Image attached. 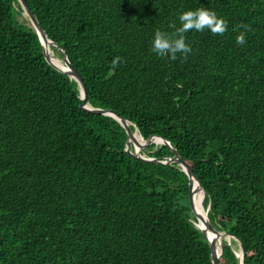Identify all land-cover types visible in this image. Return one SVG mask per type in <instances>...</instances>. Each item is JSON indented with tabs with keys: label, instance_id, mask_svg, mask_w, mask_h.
<instances>
[{
	"label": "trees",
	"instance_id": "16d2710c",
	"mask_svg": "<svg viewBox=\"0 0 264 264\" xmlns=\"http://www.w3.org/2000/svg\"><path fill=\"white\" fill-rule=\"evenodd\" d=\"M26 3L88 102L168 140L212 226L240 240L243 264H264V0ZM201 7L227 22L224 34L186 33V58L153 53L156 31L171 35L182 11ZM20 12L0 0V264H212L187 174L127 153L125 129L80 107L77 83L45 60ZM141 152L172 155L167 144ZM234 251L223 240L219 264H238Z\"/></svg>",
	"mask_w": 264,
	"mask_h": 264
},
{
	"label": "water",
	"instance_id": "95a60500",
	"mask_svg": "<svg viewBox=\"0 0 264 264\" xmlns=\"http://www.w3.org/2000/svg\"><path fill=\"white\" fill-rule=\"evenodd\" d=\"M17 1L20 5L21 12H23V14H25L28 17L29 24L33 27V29L35 30V32L37 33L39 37L45 60L55 69L66 74L70 79L74 80L77 83V86L79 89V96H80V99L82 100L80 107L86 111L104 114V115H108V116L115 118L121 124V126L125 129V132L127 134V139L125 142L124 149L131 156L141 159L143 161L160 162V163H165V164L175 163L177 164V166L180 167L181 170H183L187 174L188 186H189L188 194H189V200H190V205H191V211L196 219V221H194V225L197 227L196 222L198 221L202 223V226L200 228L198 227L197 228L202 232V234L205 236L209 244L212 264H219V257L222 253V241L225 240L229 244V241L231 238L235 239L239 245V250L234 251L237 257V263L243 264L244 255H243V247H242L240 240L234 235L226 231L217 230L216 228H214V226H212L207 216V211H208L209 206H207V208H204L203 204L201 203L196 204L195 194L197 190L201 189L204 195H205V191L202 188L200 181L198 180V178L196 177V175L194 174L190 166L187 164L185 159L178 152V150L175 147H173L168 140H166L165 138L159 135H153L148 139H144L142 135L140 134L137 126L130 120L118 114L116 111L109 109V108L93 107L88 102V94H87L88 90H87L86 83L81 73L78 71V69L70 62L64 49L60 47L57 43L52 41L46 35L43 28L40 26L35 14L27 5L26 0H17ZM48 45L49 46L52 45L58 50L59 55H60L59 59L63 61V63L61 64L62 65L61 67L56 65L52 61L51 56L46 52V47ZM131 125L134 127V130H132ZM135 130L139 132V135L142 141H138L134 137ZM156 140H159L158 143L156 142ZM150 143H154L156 145L157 144H167L171 149L172 155L168 156L165 159H159L156 157L145 155L144 153L141 152V149ZM131 145L133 146V150H131L130 148ZM194 182H196L197 186H194ZM199 206L202 208L204 212H202ZM208 232L210 233V235H208Z\"/></svg>",
	"mask_w": 264,
	"mask_h": 264
},
{
	"label": "clouds",
	"instance_id": "9594fccd",
	"mask_svg": "<svg viewBox=\"0 0 264 264\" xmlns=\"http://www.w3.org/2000/svg\"><path fill=\"white\" fill-rule=\"evenodd\" d=\"M179 26L175 28L171 35L156 31L153 35L151 48L154 54L159 57H168L172 60L177 58L178 54L185 58L192 53V47L186 42L185 34L190 31L203 32L210 31L213 34H224L227 31V22L214 10L208 8L188 9L178 15ZM238 44L245 43L243 34L237 37ZM120 62L119 58L113 61L115 68Z\"/></svg>",
	"mask_w": 264,
	"mask_h": 264
},
{
	"label": "bare ground",
	"instance_id": "6f19581e",
	"mask_svg": "<svg viewBox=\"0 0 264 264\" xmlns=\"http://www.w3.org/2000/svg\"><path fill=\"white\" fill-rule=\"evenodd\" d=\"M46 52L51 56L52 61L56 65H58L60 67L62 66L61 64L63 63V61H61L58 56H56V55L53 54V51H52V49H51V47L49 45L46 47ZM134 137L136 138V140L142 141V139H141V137L139 135V132L137 130L134 131ZM158 141L159 140H156L157 143H158ZM194 186H197L196 185V182H194ZM203 198H204L203 191L201 189L200 190H197V192L195 194L196 204H198V203H201L202 204ZM199 208L202 210V208L200 206H199ZM202 212H204V211L202 210ZM203 214H205V213H203ZM196 225H197L198 228H200L202 226V223L200 221H198V222H196ZM208 235H210L209 232H208Z\"/></svg>",
	"mask_w": 264,
	"mask_h": 264
},
{
	"label": "rangeland",
	"instance_id": "374dc122",
	"mask_svg": "<svg viewBox=\"0 0 264 264\" xmlns=\"http://www.w3.org/2000/svg\"><path fill=\"white\" fill-rule=\"evenodd\" d=\"M17 18H18L20 21H24V22H26V23H29V21H28V17H27L25 14H23V12H20V13L17 15ZM52 51H53V54H54V55H56V56H58V57L60 56V55H59V52H58L57 49H55V50L52 49ZM157 145H159V144H157ZM143 148H144V147H143ZM233 241H234V242H233ZM229 244H231L232 247L235 248L236 251L239 250L238 242H237L235 239L231 238L230 241H229Z\"/></svg>",
	"mask_w": 264,
	"mask_h": 264
}]
</instances>
